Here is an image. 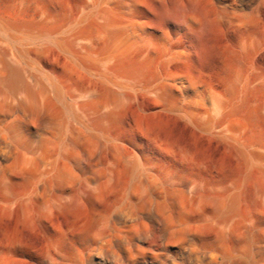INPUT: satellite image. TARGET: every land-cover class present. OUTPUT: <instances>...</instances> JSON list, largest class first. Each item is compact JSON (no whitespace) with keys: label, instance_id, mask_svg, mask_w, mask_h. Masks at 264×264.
I'll list each match as a JSON object with an SVG mask.
<instances>
[{"label":"bare ground","instance_id":"1","mask_svg":"<svg viewBox=\"0 0 264 264\" xmlns=\"http://www.w3.org/2000/svg\"><path fill=\"white\" fill-rule=\"evenodd\" d=\"M0 264H264V0H0Z\"/></svg>","mask_w":264,"mask_h":264}]
</instances>
